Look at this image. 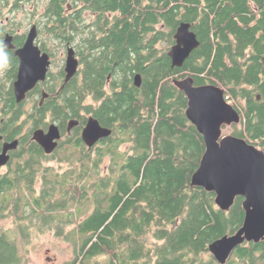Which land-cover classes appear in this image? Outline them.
I'll return each instance as SVG.
<instances>
[{
    "label": "trees",
    "instance_id": "trees-1",
    "mask_svg": "<svg viewBox=\"0 0 264 264\" xmlns=\"http://www.w3.org/2000/svg\"><path fill=\"white\" fill-rule=\"evenodd\" d=\"M47 12L36 23L75 45L80 68L56 96L57 79L47 82L43 105L40 86L16 101V69L0 78V133L20 136L0 174V264H24L22 246L47 231L72 244L65 264H220L209 245L241 228L244 198L225 211L215 192L192 185L206 146L175 80L221 86L241 113L233 135L264 147V0H48ZM183 21L200 45L173 67ZM89 116L112 129L96 147L82 139ZM72 120L52 153L33 139ZM226 264H264V240L238 246Z\"/></svg>",
    "mask_w": 264,
    "mask_h": 264
},
{
    "label": "water",
    "instance_id": "water-1",
    "mask_svg": "<svg viewBox=\"0 0 264 264\" xmlns=\"http://www.w3.org/2000/svg\"><path fill=\"white\" fill-rule=\"evenodd\" d=\"M38 27L34 25L25 45L17 51L20 67L13 84L16 101L26 100L27 94L47 79L51 60L42 53L36 44ZM12 38L7 36L6 44L11 46ZM200 45L197 34L189 22H181L175 33V43L169 50L173 67H181L192 52ZM12 47V46H11ZM80 59L74 47L70 46L65 64V83L79 71ZM134 83L140 86L141 74H137ZM177 87L188 98L186 110L188 119L196 125L205 141V153L197 170L192 176V185L204 187L215 192L217 205L228 211L236 197L244 198L245 218L243 225L235 233L227 234L209 245V250L220 264H226L233 251L245 242L264 240V150L245 138L223 135L225 125L239 124L241 113L228 101L225 90L217 84H196L191 76L175 80ZM61 87V88H62ZM48 96L43 92L41 102ZM260 98V96H259ZM71 121L69 128L75 126ZM112 134V129L104 127L94 116H90L83 129L82 138L89 146ZM62 133L56 123L47 130L36 129L33 139L46 153H52L58 146ZM19 140L6 142L0 153V167L10 161V150L16 149Z\"/></svg>",
    "mask_w": 264,
    "mask_h": 264
},
{
    "label": "flooded vegetation",
    "instance_id": "flooded-vegetation-1",
    "mask_svg": "<svg viewBox=\"0 0 264 264\" xmlns=\"http://www.w3.org/2000/svg\"><path fill=\"white\" fill-rule=\"evenodd\" d=\"M18 1H19V3H18L17 8L20 9L18 11H21L23 13V15H26L25 11H28L26 6L29 5V3L31 1H35V0H18ZM15 6H16V4H15L14 0H0V70H4V75H7V70H12L13 73H14V70L16 69V75H14L15 77L13 78V84H14L15 80L17 79V73H18V70H19V67H20V57L17 55V51L25 45V43H26V41L28 39V35L30 33L31 28L34 25H37V27H38V29H37L38 30V36H37V39H36V44L39 45V47L41 48L42 53L49 54L50 60H51L50 70L48 72V76H47L46 81L40 82L37 85V86H40V88L42 87L41 88V99H42L44 91H46L48 93V96L43 101V103H44L46 101V99L53 94V93L48 91L47 86H46L47 82L52 81L54 79V77H55V79H57V80H55L56 81L55 84H57V92L55 94H53L55 96L65 87V85H64V87H62V85L64 84V80H65V76H66L65 64H66V59H67V55H68V50H69V47L72 46V47L75 48L76 54H77V49H76L75 45L72 44L71 42H67L66 45H64V47H63L60 44V39L48 38L47 37L48 34H49L48 31L45 30L43 32V30L41 29V26L38 25L37 23H33L31 25V28H29V29L26 28V27H22L19 24L14 25V23H12L11 20H10L11 17L9 16V13L17 12ZM66 6H67L66 7L67 8L66 12H69L71 10V8H73L72 3H67ZM47 8H48V0H43L42 3H40L38 5L35 4V7L32 8V12H35V10H37V12H35V13H39L38 16H41V17L47 16V14H48ZM86 14H87L88 18H91V20H93V18L96 16V12H94V11H87ZM7 36H10L12 38V40H11V46L12 47L6 44ZM51 41H53L54 43L52 44ZM58 51H63V63H61V65L63 64V66H62V68H63L62 69L63 77L62 78L60 76L58 77L59 73L56 76H53V72L51 71L52 65L56 62V56L55 55H56V53H58ZM77 56H78V54H77ZM78 58H79V56H78ZM13 92H14V89H13ZM30 92L27 94L26 100L28 99ZM14 96H15V93H14ZM43 103L40 100L39 104L43 105ZM48 121H50V120H48ZM72 121L76 122L75 126L78 124L77 120H72ZM70 122L71 121H69V124H70ZM51 123H56L60 127L58 122H50L49 125ZM69 124L67 126L66 131H63L60 128L61 129V133H62V137L58 141L57 148L59 147L60 143L63 140H65V138L67 136H71V134L73 132L72 130H73V128H75V126H73L72 128H69ZM49 125H48V127H49ZM85 125H84V127H85ZM48 127L47 128H42V129L47 130ZM82 132H83V130H82ZM103 139L104 138L100 139V141H98L92 147H96V146L100 145L103 142ZM14 140H19V143H18V146H19V144H20V136H16V137L7 136V137H4V135L2 133H0V153H2L3 148H4V144L6 142H11V141H14ZM18 146H17V148H18ZM16 149H13V150L9 151L8 154L10 155V161L6 165H3V166L0 167V174L6 173L8 171V169L10 167V163L13 160V158H12L13 154L16 151Z\"/></svg>",
    "mask_w": 264,
    "mask_h": 264
},
{
    "label": "rangeland",
    "instance_id": "rangeland-1",
    "mask_svg": "<svg viewBox=\"0 0 264 264\" xmlns=\"http://www.w3.org/2000/svg\"><path fill=\"white\" fill-rule=\"evenodd\" d=\"M36 2L29 3L27 5V10L25 11L26 15H23L21 11L17 12H11L9 13V16L11 17L12 23H17L21 25L22 27L31 28V25L33 23H36V21L39 20V16L35 15L36 17L32 18V15L34 13L32 12V8L35 7ZM39 2L38 4L42 3ZM37 4V5H38ZM54 42H52L53 44ZM163 43H161L159 46L162 47ZM56 62L52 65L51 71L53 72V76H56L63 64V51H58L56 53ZM0 78L5 79L4 70H0ZM39 100H41V96H39ZM230 103L234 105V102L232 100H228ZM31 104V102L29 103ZM233 125H225L223 127V135L227 134H233ZM127 147V145L124 146V148ZM262 150H264V147L258 146ZM109 159L105 158L104 160V170H106V164H108ZM47 165L50 166H56L60 167L64 163H61V160H48L46 162ZM37 188H40V182L37 183ZM72 225H69L68 228H71ZM23 250V256H24V264H65L68 260H71L74 257V249L70 242L64 241L60 238H58L53 231H47L45 233H40L39 235L34 236L32 242L28 246V248H24L22 246Z\"/></svg>",
    "mask_w": 264,
    "mask_h": 264
}]
</instances>
